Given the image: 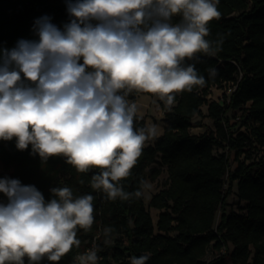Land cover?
Segmentation results:
<instances>
[{
    "label": "clouds",
    "instance_id": "1",
    "mask_svg": "<svg viewBox=\"0 0 264 264\" xmlns=\"http://www.w3.org/2000/svg\"><path fill=\"white\" fill-rule=\"evenodd\" d=\"M218 3L65 0L68 20L62 26L44 15L33 22L32 39L0 46V140L15 138L21 151L31 145L30 155L42 162L62 156L77 173L98 169L91 187L110 201L142 198L146 181L134 192L119 181L157 137V125L135 129L138 109L128 96L151 94L172 106L176 94L206 85L195 63L186 61L222 51L223 35L206 39L210 22L221 16ZM207 71L210 78L217 75L214 67ZM50 192L53 198L45 202L35 186L0 179L7 198L0 204V264H24V257L58 262L80 247L77 229H91L94 196H74L68 186ZM113 231L103 229L104 244ZM101 250L94 244L73 264H100ZM148 259L132 257L130 264Z\"/></svg>",
    "mask_w": 264,
    "mask_h": 264
},
{
    "label": "trees",
    "instance_id": "2",
    "mask_svg": "<svg viewBox=\"0 0 264 264\" xmlns=\"http://www.w3.org/2000/svg\"><path fill=\"white\" fill-rule=\"evenodd\" d=\"M217 7L221 16L210 22L206 39L223 35L222 51L213 57L198 53V62L186 61L195 63L206 85L176 94L162 134L144 146L130 175L119 181L125 191L134 192L141 187L140 181L155 180L161 168L165 169L167 184L147 204L160 211L156 233L143 197L110 201L101 190L91 187L92 174L98 169L77 173L62 156L42 162L38 155H30L31 145L21 151L15 138L0 140V164L9 171L0 172V179L35 186L45 202L53 198L50 189L64 186L70 187L74 196L91 194L95 198L91 229H77L79 248L74 246L58 262L47 257L30 262L24 257V264H72L94 239L102 249L100 264H128L125 258L142 255L149 256L146 264H227V259L231 264H264V0H219ZM44 15L62 26L68 20L65 0H0V46L10 49L19 39H32L33 22ZM210 67L217 69L214 78L209 77ZM229 83L237 86L228 102L208 100L212 87L224 88ZM139 94L146 93L133 92L128 100L135 101ZM202 106H206V116L215 129L191 134ZM229 111L241 112L243 131H233ZM134 128H147L137 115ZM215 148L227 152L215 155ZM256 148L262 155H254ZM232 151L237 157L244 154L233 170L228 158ZM234 182L238 202L244 204L242 212H226ZM6 203L0 193V204ZM218 210L221 216L215 225ZM105 227L114 229L109 244H104ZM211 246L217 252L224 247L225 252L206 261Z\"/></svg>",
    "mask_w": 264,
    "mask_h": 264
},
{
    "label": "rangeland",
    "instance_id": "3",
    "mask_svg": "<svg viewBox=\"0 0 264 264\" xmlns=\"http://www.w3.org/2000/svg\"><path fill=\"white\" fill-rule=\"evenodd\" d=\"M223 92L224 90H223V87L221 86L212 87L209 90L208 100L222 102L223 99L225 98V95L223 94ZM133 102L136 103L137 105V109H138L136 113L137 117L144 120L146 127H149L153 124L157 125V136H160L165 127V115L167 112L170 111L172 106H166L163 101H160L157 97L149 95V94H139L135 96V101ZM201 110H202V115L195 117L193 120V126L189 130L191 134L197 135V134H201L203 132L210 131V130L214 131L215 129L212 120L206 116L207 115L206 106H202ZM227 115L229 119V124L234 125L232 128L233 131L239 128L241 129V131H243L244 127H241V121H239L240 119H238L239 116L241 115V112L240 111H234V112L229 111ZM197 123H200L201 126L197 127L196 126ZM152 143H153V139H150L149 141L145 143V146L152 144ZM257 149L258 148H256V150ZM256 150L253 152L254 155L256 156L262 155V150H257V151ZM225 152H227L225 148H215L213 150V153L215 155H220L221 153H225ZM243 157H244V154H241L239 157H237L234 151L230 152L228 154L230 169L233 170L237 162L243 160ZM154 166L155 165H152V167ZM161 169L162 170H161L160 175L155 180H150V179L145 180L147 182V187L143 189L145 193L143 196V201L151 215V218L154 224L155 233H156V221H157L160 211L154 208H148L147 204H148L150 197L153 194L157 193L160 189H162L167 184V173L164 168H161ZM0 172L7 173L9 171H6L5 168H3V166L0 164ZM225 181L227 183L226 178H225ZM225 187H226V184H225ZM227 203L228 205L226 207V212H229V211L242 212L243 211L242 208L244 204L243 202H238V199H237L236 182L233 183L232 193L228 197ZM220 216H221V211L218 210L216 214L215 225H217V223L219 222ZM174 234L175 233H173V235ZM117 238L120 241L122 239L121 237H117ZM229 247L230 249H232L231 245ZM109 253H110V258H109L110 260L112 251H109ZM218 253H221V251L217 252L215 249L212 248V246L209 247L207 254L205 256V260L208 261L212 259L216 255H218ZM125 260L128 261V264H130L129 257L125 258ZM227 264H231V262L228 259H227Z\"/></svg>",
    "mask_w": 264,
    "mask_h": 264
},
{
    "label": "built area",
    "instance_id": "4",
    "mask_svg": "<svg viewBox=\"0 0 264 264\" xmlns=\"http://www.w3.org/2000/svg\"><path fill=\"white\" fill-rule=\"evenodd\" d=\"M236 86H237V83H229V84H227L224 88H223V90H224V92H223V94L225 95V98H224V100H226L227 102L229 101V99H230V96L232 95V93L235 91V89H236ZM239 119V118H238ZM96 245V241H95V239L92 241V243H90L82 252H80V253H78L77 255H80V254H83L84 252H86L88 249H90L93 245ZM225 252V248L223 247L222 249H221V253H224ZM99 254V256L101 257V255H100V253H98ZM76 255V256H77ZM75 256V257H76ZM74 257V258H75ZM25 258H27V257H25ZM102 258V257H101ZM74 260V259H73ZM101 260V259H100ZM72 264H73V262H72Z\"/></svg>",
    "mask_w": 264,
    "mask_h": 264
}]
</instances>
